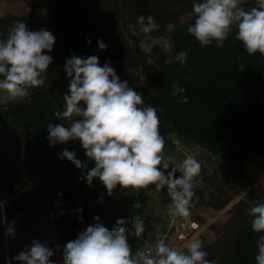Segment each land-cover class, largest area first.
Returning a JSON list of instances; mask_svg holds the SVG:
<instances>
[{
	"label": "trees",
	"instance_id": "trees-1",
	"mask_svg": "<svg viewBox=\"0 0 264 264\" xmlns=\"http://www.w3.org/2000/svg\"><path fill=\"white\" fill-rule=\"evenodd\" d=\"M46 4L51 7L50 17L45 14ZM253 5L254 0L243 3L245 8ZM141 14H151L159 29L147 36H132L129 26L135 25ZM186 14L192 17L181 23ZM16 20H24L33 30L40 27L50 30L56 42L50 53L54 60L45 85L32 89L27 98L0 108L8 126L17 134L40 132L41 141L48 144L47 125L60 123L57 113L63 110V95L68 88L63 65L73 54L97 55L101 65L110 60L121 79H127L144 97L150 93L137 85L135 72L145 69L152 60L157 75L151 82L150 105L163 109L158 111L160 134L165 137L176 132L230 163L223 176L201 170L204 188L194 187L198 205L220 211L244 194L229 208L225 222L211 224L214 239L203 243L208 253L206 258L215 264H256L260 233L251 229L247 210L253 201L264 200V187L258 182L264 174V56L247 54L241 42L231 37L223 48L200 46L187 33L188 24L194 22L192 0H34L26 14L0 13V32L6 35ZM170 26L174 28L170 30ZM165 36H171L174 41L172 53L165 52L160 44L149 46L151 54L140 50V44L147 38ZM86 38H91V45L86 43ZM97 38L108 44L106 50L98 48ZM183 49L190 51L187 62L181 66L172 56ZM172 82L186 88L187 103L177 102L170 95ZM65 147L75 149L82 161L86 159L78 142L52 146L58 164L56 174L77 193L84 191L81 199L84 202L87 184L78 179L81 170L57 156ZM94 181L102 184L98 178ZM147 190L135 194L131 189L119 187L120 217L131 220L143 216ZM136 200L141 203L139 209L132 207ZM153 221L154 217L144 219L145 232L139 238L150 232ZM128 243L133 252L142 247V241L138 246V237H129Z\"/></svg>",
	"mask_w": 264,
	"mask_h": 264
},
{
	"label": "clouds",
	"instance_id": "clouds-1",
	"mask_svg": "<svg viewBox=\"0 0 264 264\" xmlns=\"http://www.w3.org/2000/svg\"><path fill=\"white\" fill-rule=\"evenodd\" d=\"M192 13L194 22L188 24L187 33L200 46L223 48L231 37L241 42L247 54L264 56V0H254L250 8H245L242 0H192ZM158 29L151 14L139 15L136 24L129 26L132 36H147ZM161 40L163 50L172 53L175 47L172 37ZM55 42L50 30L44 27L33 30L24 20L14 21L6 35L0 32V108L27 98L32 89L45 85L54 60L50 53ZM86 43L91 45V38H86ZM97 44L100 50L108 47L101 38H97ZM140 50L144 54L152 52L143 43ZM189 51L180 50L172 59L183 66ZM63 68L68 88L63 95V110L57 113L60 123L47 125L45 139L49 147L78 142L85 160L78 158L75 149L66 147L57 156L80 169L82 175L78 179L87 186L91 187L98 178L109 196L117 186L135 194L150 185L157 192L166 186L171 200L166 214L171 218H189L195 195L194 179L200 175L201 163L193 155L185 156L179 163L164 155L165 139L160 134L158 116L163 109L146 104L143 93L134 90L127 79L122 80L110 60L101 65L97 55L73 54L66 58ZM140 80L143 82L145 75ZM171 89L170 95L177 102H188L185 87L172 82ZM175 144L180 150V141ZM89 164L94 166L89 168ZM177 172L181 175L176 176ZM97 202H104L103 193ZM60 203L55 201L53 206ZM132 207L139 209L140 201H134ZM75 212L83 222V216L79 215L83 208L78 207ZM247 212L251 229L260 233L255 262L264 264V200L253 201ZM64 214L63 210L59 213ZM51 218L56 219L57 214L52 213ZM93 220V224L78 231L76 238L63 246L57 243L53 247L50 240L34 238L12 260L18 264H215L206 258L208 253L200 238L190 239L183 251L166 243L165 236H158L154 243L144 244L133 252L129 235L134 232L139 238L145 232V223L138 215L131 220L117 218L111 229L99 215ZM15 224V219L7 224L4 236L16 238ZM57 251H61L62 261L51 259Z\"/></svg>",
	"mask_w": 264,
	"mask_h": 264
},
{
	"label": "water",
	"instance_id": "water-1",
	"mask_svg": "<svg viewBox=\"0 0 264 264\" xmlns=\"http://www.w3.org/2000/svg\"><path fill=\"white\" fill-rule=\"evenodd\" d=\"M25 168L22 140L0 113V264H18L12 257L30 246L34 238L50 240L53 247L57 243L63 246L75 239L78 231L94 223L85 212L79 214L83 216V222L79 220L75 212L79 207L76 198L73 199L64 185L32 188L15 197L19 190L11 175H20ZM55 201L61 203L54 207ZM62 210L65 214L61 216ZM54 212L56 219L51 218ZM14 219L16 238H7L4 230ZM61 251L51 259L62 261Z\"/></svg>",
	"mask_w": 264,
	"mask_h": 264
},
{
	"label": "rangeland",
	"instance_id": "rangeland-1",
	"mask_svg": "<svg viewBox=\"0 0 264 264\" xmlns=\"http://www.w3.org/2000/svg\"><path fill=\"white\" fill-rule=\"evenodd\" d=\"M33 1L34 0H1L0 1V13L2 15L8 14V13H14L17 15L26 14L28 12L29 5ZM246 1L247 0H242V3ZM45 14L47 17L51 16V7L47 4L45 5ZM191 17H192L191 14H186L180 19V22L185 23ZM173 28H174L173 26H170L169 29L171 30ZM144 44L147 46H153L156 44L163 45V42L161 39L147 38L144 41ZM141 75H145V80L143 82L140 80ZM156 75H157V68L154 65L152 60L149 61L148 66L145 69L137 70L135 72L137 85L140 87H145L150 93L149 96L144 97L146 104H151V95H153V89H152L151 82H152V79ZM140 83H143V84H140ZM18 101H21V100L17 99V101L10 102V103H17ZM18 136L22 140L23 146L25 147V149H23V158L27 159L29 162L35 161V166L33 167V164L31 166V163H29L30 166L28 165L29 167L26 170L28 174H31V177L28 180H25L22 178L23 183L22 182L20 183L18 179L12 180L17 185V189L19 190L18 193L25 192L32 188L46 187V184H48L50 181L51 182L54 181L55 179H58L57 180L58 184L61 182L60 180H62V185H63V179H61L56 174L57 173V167H56L57 162L55 158V153L52 147H49L47 143H44L41 141L40 132H37V133H31V132L20 133L19 132ZM164 154L174 163H179L181 161V157L179 153L173 147L168 146V144H165ZM170 169H171V166L169 170ZM219 176H223V174H220ZM21 177H22V174H21ZM45 179H48V181H46ZM258 182L262 184L264 187V174L259 178ZM58 186H61V185H58ZM93 187H94V191L96 190L100 194V191L102 190V187L104 186H102V184L100 183H96L95 181H93ZM194 187L204 188V183L202 182L201 172H200V175L194 179ZM88 188L89 186H87L85 189L87 190ZM165 190H166V186L160 192H157L155 190V187L152 185L148 187V190H147V193H148L147 200L148 201L146 203L143 216H141L140 219L144 221L146 217H150L151 219L153 217L154 218L156 217L159 211V208L161 206L162 199L164 198ZM71 192H73L75 196L79 194L74 190V188L72 189ZM82 192L80 193L82 194ZM243 196L244 194H242L240 197H236L229 206H227L225 209L220 210V211H216V210H213L212 208H208L205 206H200L198 205V199L196 197L192 198V204L194 206L193 212L196 217L198 227L196 231L185 241H181V242L177 241V242L170 244V246L176 247L179 250L186 251L185 245L192 238H200L203 241V243L209 242L212 239H214V233L210 228L211 224L216 223V222H225L229 216L227 213L229 208ZM129 227H131V225H129ZM129 237L134 238L136 236L133 232L132 234L129 235ZM138 239H139L138 246H140L141 238H138Z\"/></svg>",
	"mask_w": 264,
	"mask_h": 264
},
{
	"label": "built area",
	"instance_id": "built-area-1",
	"mask_svg": "<svg viewBox=\"0 0 264 264\" xmlns=\"http://www.w3.org/2000/svg\"><path fill=\"white\" fill-rule=\"evenodd\" d=\"M165 144L172 146L180 155L181 161L187 155L195 156L201 163V170L206 174H212L218 172L224 174L228 169L229 161L227 158L220 156L217 153L210 151L209 149L199 145L198 143L191 141L176 132H171L165 135ZM180 141V150H177L175 141ZM181 175L177 172L176 176ZM171 203L170 197L167 192L162 199L159 211L154 218L152 228L150 232L143 238H141L142 246L144 244H152L155 242L158 236H165L166 243L172 244L177 241H185L189 238L197 229L198 223L193 212V204L190 206V216L187 219L184 218H171L167 213V206Z\"/></svg>",
	"mask_w": 264,
	"mask_h": 264
},
{
	"label": "flooded vegetation",
	"instance_id": "flooded-vegetation-1",
	"mask_svg": "<svg viewBox=\"0 0 264 264\" xmlns=\"http://www.w3.org/2000/svg\"><path fill=\"white\" fill-rule=\"evenodd\" d=\"M23 149H25L24 146H23ZM79 158L81 159L82 156H80ZM24 161H25L26 168L22 172V177H21V174L20 175H11V179L12 180L13 179L17 180L18 179V181L20 183L21 182L23 183V179L28 180L31 177V174H28L26 170L30 166L29 163H31V166L33 164V167H34L35 166V161L34 162L33 161L29 162L27 159H24ZM45 180L48 181V179H45ZM57 180L58 179H55L52 182L50 181L48 184H46V187L47 186L48 187H56L58 185H62V180H60L61 182L59 184L57 183ZM39 183H41V182H39ZM63 185L65 187H67V189L71 193L73 199L76 198L77 206H79V207L81 206L83 208V212H85L89 218L93 219L94 216L99 215L101 217V221L103 222V224L106 227H108L109 229H111L112 226L114 225L116 219L120 217V215L117 212V199H118V191H119V187L118 186H117L116 189H114L113 194L111 196H109V195H107L105 187H102V190L100 191V194H99L96 190L94 191V187L92 185L91 187H89L86 190L87 194L85 195L84 202H82L81 201V199H83V195L82 194L79 193V194H77L75 196L73 194V192H71L73 187L71 185L69 186V184L65 180H63ZM22 193H18L15 197L19 196ZM102 193L104 194V202L101 204V203L97 202V198ZM93 222H95V221H93Z\"/></svg>",
	"mask_w": 264,
	"mask_h": 264
},
{
	"label": "crops",
	"instance_id": "crops-1",
	"mask_svg": "<svg viewBox=\"0 0 264 264\" xmlns=\"http://www.w3.org/2000/svg\"><path fill=\"white\" fill-rule=\"evenodd\" d=\"M165 155V154H164ZM171 166V165H170ZM165 194H166V190H165V192H164V196H165Z\"/></svg>",
	"mask_w": 264,
	"mask_h": 264
}]
</instances>
